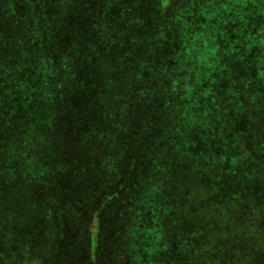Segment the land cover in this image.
<instances>
[{
    "label": "trees",
    "instance_id": "obj_1",
    "mask_svg": "<svg viewBox=\"0 0 264 264\" xmlns=\"http://www.w3.org/2000/svg\"><path fill=\"white\" fill-rule=\"evenodd\" d=\"M97 1L80 0V10ZM191 1L196 9L200 0ZM256 1L248 0L250 9L256 7ZM42 2L0 0V60L8 57L13 65H20V73L11 68L2 73L5 78H0V87L5 85L6 89L0 88V108L7 98L22 102L18 104L20 111H28L32 128L41 129V137L37 135L42 144L39 154L53 159L51 171L55 172L54 178L42 183L23 178V195L19 198L13 189L22 176L17 179L15 174H19L17 168L27 154L31 161L30 151L26 146L4 149L0 158L4 172L0 176V264H18L19 252L24 264H264V37L261 36L264 18L247 13L239 20L237 29L243 31L246 27L244 35L247 34L248 41L235 46L231 55L224 52L228 46L225 41L217 51L222 59L220 68L229 79L218 76L212 84L213 90L203 91L201 100L199 95L195 108L182 99L183 89L175 90L176 80L173 82L171 77L166 76L162 81L163 87L178 92L170 96L152 90L157 84L155 79L144 82L147 87L137 99L135 127L131 128L134 132L128 134L130 145L121 158L122 170L108 187L107 196L100 194L96 200L98 221H91L89 212L77 213L73 209L75 204L68 201L77 189V183L70 181V169L75 164L54 154L55 142L61 137L63 141L78 140L93 125L101 128V119L107 118L111 106L110 100L102 98L110 96L113 90L120 94L122 85L114 89L111 83L122 82L132 73L126 71L123 58L112 57V63L104 68L93 63L91 66L84 60L75 66L72 59V68L64 71L74 86L72 95L58 80L47 81L38 74L36 64L32 73L34 66L27 58L35 55V49H31L29 38H21L17 28H25L33 21L45 22L48 14L53 16L51 0L44 5ZM163 2L146 0L139 8L146 11L152 27L158 24L156 16L160 17L168 8ZM190 5L185 0L182 9L174 15L179 19L187 17ZM202 5L209 21L207 30L226 38L228 23L225 24L218 9L221 5L232 7V0H203ZM218 18L225 22L216 23ZM83 21L79 14L73 18L61 16L57 20L59 24L51 30L47 51L55 48L72 55L78 47L76 43H82L84 38ZM231 35L234 40V34ZM172 37L176 39L177 35ZM15 42L21 46L15 48ZM143 46L136 43L133 47L128 43V52H141ZM163 52L164 49L156 59H164ZM103 53L100 58L105 62L110 56L106 51ZM110 68L114 71L107 77ZM169 70L177 71L178 66L171 64ZM17 76H21L19 82L23 84L20 95L18 79L14 81ZM208 85L211 86L208 82L204 84ZM36 88L45 93H33ZM188 101L191 103V98ZM84 102L99 105L88 111L94 116L86 121L79 116ZM178 105L180 109L175 111ZM162 107L167 109L166 118L159 113ZM181 112L195 117L198 128L189 129L188 123L181 121ZM12 126L9 136L14 135ZM176 128L182 132V138L173 135ZM150 165L156 170L152 200L158 212L165 213V218L156 225L154 252L138 251L137 258H133L129 248L134 234L128 227L121 197L139 181L140 169Z\"/></svg>",
    "mask_w": 264,
    "mask_h": 264
},
{
    "label": "rangeland",
    "instance_id": "obj_2",
    "mask_svg": "<svg viewBox=\"0 0 264 264\" xmlns=\"http://www.w3.org/2000/svg\"><path fill=\"white\" fill-rule=\"evenodd\" d=\"M41 1H43L44 5L47 0ZM79 1L51 0L53 6L50 10L54 11L53 16L48 14V17H45V22L49 20V23L33 21L25 28H17V32L21 31V38H29L31 49H35L33 52L35 55L27 58V60L32 61L30 65L33 64L34 66L32 73L35 71L36 64L38 74L47 81L58 80L62 88L66 89L71 95L74 93V86L69 83L64 71L68 72L72 68V59H75L73 62L75 66L80 64V60H84L86 63H91V66L94 64L104 68L105 65L112 63V57L114 60L123 58L121 62L125 64L126 71L132 73L129 74L130 78H126L122 82L111 83V88L114 89L118 85H122L120 94H116L115 90H113L109 92L110 96L107 95L102 98L106 99V101L110 100L111 106L107 112V118L101 119L103 121L101 128L93 125L92 129L85 130L78 137V140L63 141L61 137L55 142L56 150L54 154L75 164L70 169V172L72 171V179L70 181L77 183V189L74 190L73 196L68 201L75 204L73 209L77 213L89 212L91 221H98L96 200L100 194L107 196L108 187H110V184L115 183V175L122 170L120 168L121 158L128 145H130L128 134L134 132L131 131V128L133 125L135 127L133 116L136 115L138 109L137 99L145 93L144 90L147 87L144 82L155 79L157 84L152 90H157L158 94L162 96H165V93L168 96L178 94L179 88L183 89L184 91L182 92L185 93V97L182 99L195 108L205 95L204 92L213 90L212 84L216 78L224 77L226 80L229 79L227 72L220 68L222 59L217 54L218 48L223 46L222 43L225 41L228 46L224 48V52L231 55L234 53L235 46H242L245 41H248L247 34L244 35V28L246 27H243V31H239L237 25L240 23L239 20L247 13L256 14L260 18H264V0H261V2L257 0L258 4L255 5L254 3L256 7L251 9L249 8V3H247L248 0H232V7L227 8L221 5L218 10L223 15L222 17L226 21L225 24L228 23L229 27L227 28L229 29L228 35L223 39L219 38L216 33L212 34L211 31L207 30L209 21L203 14L205 12V8L202 5L203 0L198 2L196 9L194 3L191 0H187L191 4L188 7L189 14L182 19L176 17L177 15H174V13L182 9L185 0H164L163 3L166 6L168 5V8L162 14L163 16H156L158 24L154 27H152L150 22L148 23L149 17L146 11L142 12L139 9L146 0H98L95 5L87 6L84 10H80ZM78 14L84 19L83 23L86 28L82 43H76L78 47L73 49L72 55L57 51L55 48L47 51L46 44H51V30L59 24L57 20L61 16L73 18L74 15ZM225 21L218 18L216 23L220 24ZM55 22L57 24H54ZM261 30L264 33V24ZM258 33L260 34L259 31ZM231 34H234V40ZM173 35H177V38L172 37ZM140 36L141 38L139 39L138 37ZM261 36L264 37L263 34ZM18 42L17 44L15 42V48L21 46ZM128 43L133 47L136 43L137 46L144 44L143 50L141 52L135 51L134 54H131L128 52ZM147 46H149V49H146ZM163 49L165 61H163L164 59H156V57H159L157 54ZM123 50H127V52L125 51V55L120 57V54H123ZM131 50L133 49L131 48ZM104 51L107 52L106 55L110 56L105 62L100 58V56H104ZM149 56L152 57L148 60ZM80 57L81 59H79ZM14 63H17L16 59ZM171 64L178 66L180 72L178 70H169ZM10 68L15 73H20V65H13L8 57L0 60L1 79L5 78L2 73L6 74ZM113 71L110 68L106 72V76L110 77ZM176 72L178 77L175 74ZM166 76L171 77L173 82L176 80L174 86L177 91L173 92L172 88L166 89L167 87L162 86V81ZM20 77L17 76L14 79L15 83L18 79L17 90L19 95L22 93L23 87V84L19 82ZM206 82L211 84L212 87L210 85L204 86ZM130 87L132 91L129 90ZM2 88L5 90V85H2ZM10 90L13 92L12 89ZM28 90V88H25V91ZM188 91H192L191 94ZM194 91H197V93H193ZM38 92L45 93L44 90L38 88L33 91V93ZM190 98L191 103L188 101ZM12 100L7 98V101H4L5 103L3 102V106L0 108H3L0 111V158H2L5 148H16V146L23 148V146H26L25 149L30 151L31 161L27 159V154L23 164L20 165L21 168H17L19 174H15L17 179L18 176H22L18 180L19 182L14 183L13 189L14 193L21 198L23 195L21 189L23 178L42 183L54 178L55 172L51 171L53 159L50 156H41L39 154L42 144L37 135L41 137V129L38 127L32 128L28 119V111L21 112L18 108V104L21 105L22 102H12ZM6 106L11 110L9 111L8 108H5ZM80 107L81 113L79 116L84 117L86 121L94 116L88 111H92L96 107L99 108V105L84 102ZM102 107L100 106V108ZM179 109L180 106L178 105L175 111ZM166 111L167 109L164 110L162 107L159 113L166 118L164 114ZM189 116L191 115L181 112V121L187 122L190 126L189 129L198 128L199 124L195 117ZM11 125H13L14 135L9 136L12 132ZM27 128L30 130H27ZM175 130L173 135H181L182 132L179 129L176 128ZM23 133L27 134V138L24 137ZM182 137L183 135L178 138ZM13 154L15 156L20 155V153ZM140 171L139 181L132 190H127V194L121 197V203L124 204L123 210L127 214L126 217H128V227L131 228L130 231H133L134 234L133 244L129 248L133 258H137L138 251L148 252L149 250L154 252L156 227L162 224L161 220L165 218V213L158 212L152 200L153 192L156 189V170L154 165L141 168ZM2 174H4L3 168H0V176ZM27 180L25 182L29 183ZM94 202L95 207H93ZM159 245L160 243L157 244V246ZM18 258V264H24L21 252H19Z\"/></svg>",
    "mask_w": 264,
    "mask_h": 264
}]
</instances>
